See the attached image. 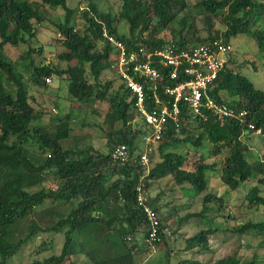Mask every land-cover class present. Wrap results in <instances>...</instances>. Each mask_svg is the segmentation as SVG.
<instances>
[{
    "label": "trees",
    "instance_id": "16d2710c",
    "mask_svg": "<svg viewBox=\"0 0 264 264\" xmlns=\"http://www.w3.org/2000/svg\"><path fill=\"white\" fill-rule=\"evenodd\" d=\"M38 1L0 0V49L3 46L26 45L22 58L28 60L27 65L31 68L29 79L34 85L44 87L45 80L52 75L66 76L67 95L71 100L107 102L109 111L104 114V120L111 125L119 124V127L105 133L109 148L106 154L91 148H63L61 142L69 137L70 132L68 118L58 119L52 132L33 126L32 122L37 120L39 112H34L29 105L26 86L16 73L14 63L0 52V264H8L38 232L61 233L63 242L59 255L30 264H63L74 244L77 254H82L88 264H136V256L145 255L153 248H166L172 235H167L164 232L166 228L161 225L157 197L151 198L147 193L149 181L169 176L177 186L188 185L193 194L205 192V174L213 170V165L203 163V154L197 151H202L203 141L210 145V156L219 155L222 151L225 153L219 169L221 184L231 191L247 186L243 194L247 206L264 208V161L256 158L250 161L249 147L240 139L244 132L251 135L258 131L256 135L264 140V91L255 89L252 83L233 70V59L229 54L205 94L213 103L226 106L233 116L220 120L204 109L201 112L204 119L191 116L187 114L185 104L178 101L177 120L166 121L157 144L159 161L151 168H148L149 161L147 166L139 164L142 150L132 155L137 140L148 131L136 112L135 95L123 84H119V90L109 92L110 82H99L102 72L110 69L119 53L106 39L111 37L123 46L126 60L130 54H135L134 60L127 63L125 73L142 86L143 108L146 111L154 108L153 95L170 107L172 96L164 95L162 90L165 86L173 87L189 79L182 74V69L178 68L176 77L169 79L170 67L162 66L157 57L151 56L150 67L157 70L160 77L153 89V83L132 68L145 61L143 57H136V53L140 54L138 50L151 53L166 43L155 35L167 29L173 21L170 8L177 0H121L117 18L127 23V36L116 32L114 18L98 12L92 0H86L87 10L81 13L84 22L81 31L68 25L71 13L67 0ZM42 6L65 11L64 21L55 26L61 36L63 51L57 55V60L63 64L62 67L35 64L32 60V55L40 49L30 45L34 37L30 23L40 24L46 20L40 9ZM196 6L206 36L195 43L190 42L185 35L193 27L179 20L180 29H170L176 36L173 42L179 47L207 44L214 40L230 45L232 38L244 34L264 54V0H200ZM214 21L219 23L217 30H214ZM201 100L204 101V97ZM134 114L141 122V129H130L129 122ZM188 124L196 125L194 139L185 129ZM178 135L184 137L179 138ZM120 144L125 145L131 155L126 162H116L110 157L112 149ZM182 144L193 147L194 155L176 152L175 148ZM28 145H35L38 155L45 154L41 162L27 153ZM186 164L191 167L184 169ZM45 181L53 183L55 188L29 191ZM138 192L145 198V205L156 214L159 223L156 237H160L159 241L148 238V222L135 198ZM44 203L49 206L68 204L71 208L50 226L39 228L30 223L27 232L21 234V222ZM221 209V197L206 193L200 212L181 219L199 217L201 221L208 216L206 212H216V217L224 224V228H207L187 238L186 249L199 246V250L209 254L208 237L215 233L239 237L255 232L262 235L264 243V221H246L229 230L225 227L226 222L234 216L227 210L223 211L227 213H221ZM215 215L208 222H213ZM240 257L233 251L215 260L214 264H258L254 254L249 259ZM186 263L197 264L186 260L177 264Z\"/></svg>",
    "mask_w": 264,
    "mask_h": 264
},
{
    "label": "rangeland",
    "instance_id": "374dc122",
    "mask_svg": "<svg viewBox=\"0 0 264 264\" xmlns=\"http://www.w3.org/2000/svg\"><path fill=\"white\" fill-rule=\"evenodd\" d=\"M28 2H36L38 0H26ZM200 0H177L170 8V14L174 15V19L169 24V28L160 31L155 35L156 38L165 41H175L171 30H179V20L185 22V25H192L193 29L185 32L186 39L192 43L198 39L204 38L206 32L201 24V14L197 8ZM70 16L68 17V25L75 30L81 31L84 22L81 13L87 10L86 0H67ZM92 4L96 10L102 14H109L114 18L116 32L127 36V23L117 15L121 8V0H92ZM40 9L46 16V20L40 24L31 21V28L34 30V37L30 41V45L35 49H40L38 53L32 55L33 63L47 65H56L62 67L63 64L58 62L57 55L63 51L61 44V36L59 35L56 25L65 19V11L60 8H49L42 6ZM219 28V23L214 21V30ZM145 36V34H143ZM175 38V39H174ZM230 58L233 70L237 71L241 76L245 77L255 89L264 91V54L259 52L255 43L244 34L237 35L230 40ZM27 50L26 45L19 44L15 47L3 46L0 52L3 56L14 63L16 73L21 77L23 84L27 89L28 103L34 112H39L37 120L32 122L35 127H41L48 132H52L57 125L58 119L68 118V126L70 128L69 137L62 141V147L66 149H92L93 151L106 154L109 148L106 145L105 133L111 128H118L119 124L111 125L105 122L104 114L109 111L107 102L90 101L78 102L71 100L67 95L66 76L56 77L52 75L48 81L45 80V86L39 87L34 85L30 79L31 68L27 65L28 60L22 58ZM99 82H110L109 92H115L119 84H123L122 79L117 70V62L113 63L110 69L102 72ZM131 130L141 129V122L134 114L129 122ZM188 135L196 138V125L188 124L185 126ZM244 135L240 137L248 147L253 161L255 158L264 161V140L261 136L254 134ZM187 136V135H186ZM183 138L184 135H178ZM158 146V145H157ZM157 146L154 148L152 155L149 157V166L151 168L159 161ZM27 153L37 162H41L45 154H39L35 145L26 146ZM143 148L141 139L137 140L136 148L133 156L140 152ZM210 145L206 141L202 142L203 163L213 165V170L206 172L207 179L206 190L200 194H193L189 190L188 185L177 186L171 181V177L167 176L160 180L149 181L148 195L149 197H157L159 203V215L161 217V225L166 228L164 232L172 235L166 243V248L146 251L144 255L136 256V264H177L186 260L197 264H214L215 260L236 251L240 258L249 259L254 254L258 264H264V243L260 234L249 232L244 235H225L216 233L208 237L209 254L199 250V246L186 249L185 240L200 230L207 228H224L220 218L216 217V212H206L208 216L200 221L199 217L182 220L184 216L198 213L202 208V198L204 194L209 193L222 199L221 213L231 212L234 216L232 220L226 222L227 229L234 230L239 225L250 222L264 221V208H250L243 200V194L247 190V186L240 187L237 191L228 190L219 180V169L221 167L224 151L214 157L209 155ZM194 148L189 144L178 145L175 151L181 154L194 155ZM190 164H186L184 169H189ZM146 172V170H145ZM250 185L249 183H247ZM48 190L54 189L55 185L50 181L42 182L38 186L29 189L30 192L38 189ZM264 195V192L262 193ZM212 204V203H210ZM213 205V204H212ZM70 205L62 204L49 206L44 203L42 206L36 207L34 211L21 222L19 229L21 234L27 232L28 225L34 223L39 228L50 226L59 217H64L70 209ZM216 208H218L216 206ZM240 210L239 212L237 210ZM214 210V209H213ZM224 210H227L223 212ZM215 219L213 222L209 218L212 215ZM204 215V214H203ZM220 222V223H218ZM111 234V233H109ZM63 237L61 233H41L38 232L29 242L24 244L19 252L13 256L8 264H30L33 261L41 262L43 259L51 255H59L62 246ZM260 243V244H259ZM70 254L63 264H88L87 259L82 254H77L76 245H72ZM199 250V251H198ZM168 251V252H167ZM190 264V263H186Z\"/></svg>",
    "mask_w": 264,
    "mask_h": 264
},
{
    "label": "built area",
    "instance_id": "2783aa9c",
    "mask_svg": "<svg viewBox=\"0 0 264 264\" xmlns=\"http://www.w3.org/2000/svg\"><path fill=\"white\" fill-rule=\"evenodd\" d=\"M119 52L117 56V70L122 79L123 85L135 95V109L140 118L148 127L147 133L141 135L140 139L143 144L142 151L139 154L138 162L141 166H147L149 157L152 155L154 148L161 139L162 131L167 120L175 122L178 117L177 102L181 101L185 104L187 114L191 116L202 115V110L211 112L217 119L222 117H231L233 112L224 105L213 103L205 94V90L211 86L217 78L219 71L224 66V63L230 54L231 47L229 44H222L221 40H214L211 43L193 44L178 46L175 42L169 40L160 48L150 52L138 50L140 57L144 58L143 63H138L133 66L132 70L139 73V76L145 77L149 82L153 83L159 80L157 70L150 67L151 56L158 58V63L162 66H169V79L176 77L178 68L182 69V74L189 77L188 80L178 82L173 87L165 86L163 94L172 96V103L167 107L156 95H153L154 108L151 111H146L143 108V90L142 86L133 82L125 73L127 63L134 60L135 54H130L127 60L124 58L123 46L115 42L111 37H106ZM49 79V78H48ZM48 79H46L48 81ZM212 87V86H211ZM204 97V101H202ZM242 113L239 114L241 116ZM258 134V131L255 132ZM110 157L116 162H126L130 160L131 155L125 145H116L110 152ZM136 202L141 207L148 222V238L153 241H159L160 237H156L159 223L156 214L145 205V198L141 193H137ZM168 235V233H166Z\"/></svg>",
    "mask_w": 264,
    "mask_h": 264
}]
</instances>
